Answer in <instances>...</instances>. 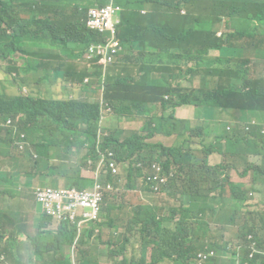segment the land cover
I'll list each match as a JSON object with an SVG mask.
<instances>
[{"label": "trees", "instance_id": "obj_1", "mask_svg": "<svg viewBox=\"0 0 264 264\" xmlns=\"http://www.w3.org/2000/svg\"><path fill=\"white\" fill-rule=\"evenodd\" d=\"M70 1L47 0L45 7L51 11H45L37 10L36 0H0V159L7 158L14 165L11 171H0V183L3 193L15 199L7 207L13 215L0 213V255L5 257L0 264H20L26 238L34 244V264H96L94 249L85 243L90 238L97 240V227H117V218L111 217L114 209L122 210L117 202L103 205L97 219L86 217V210L79 208L75 220L62 222L58 229L50 228L59 221L43 204L42 212L29 205L28 214H37L32 221L25 216V223L18 224V215L29 196L39 203L36 189L62 186L55 176L64 178L67 188L92 185L94 179H88L85 171L88 160L98 158L97 148L114 151L124 168L127 188L141 189L138 183L149 181L152 188L177 199L166 208L148 205L134 212L124 225L125 241L118 252L125 253L128 234L137 227L140 238L135 244L142 258L127 264H222L218 251L210 255L209 244L228 226L239 227L242 234H258L260 254L252 264H264V210L247 217L241 207L248 194L241 184L231 181L235 164L209 161L213 152L227 156L225 151L236 160H247L253 168V190L263 192L264 125L245 133L228 116L231 108L236 112L264 110V72L252 74L249 67L250 63L255 68L264 65V0H200L205 21L182 14L181 7L195 0H96L99 5H122L117 36L122 50L104 76L101 65L83 61V57L87 47L106 34L87 27L88 8L69 12ZM211 14L225 24V32L212 27ZM42 15L45 18L39 19ZM137 15L143 25L137 24ZM224 50H231L232 55H220ZM244 50L252 58L243 57ZM213 51L219 54L212 55ZM57 52L71 55L74 61L81 59L85 66L76 69L72 63H55L63 67L57 72L64 73L48 75L40 60ZM147 54L154 61L149 63ZM182 63L192 65L185 72H174ZM216 64L226 67L218 71ZM40 69L44 75L30 77ZM187 76L190 86L182 82ZM93 77L103 88L102 101L75 99L74 94L80 92L77 86H87L85 80ZM52 87L63 94H52ZM182 106L196 111V134L214 141L198 149L188 137L193 121H170ZM147 117L153 123L150 129L123 126L125 118L146 123ZM251 117L262 121L258 113L240 120ZM9 119L12 125L7 124ZM174 133L182 139L178 145L151 141L157 134ZM250 157H258L257 162ZM54 159L63 164H51ZM25 164L26 170H21ZM249 172L247 167L243 174ZM24 176L27 185V179L54 176L55 186L39 185L22 194L18 189ZM106 178L118 183L121 176L109 173ZM20 194L21 201L17 199ZM216 202L220 204L214 207Z\"/></svg>", "mask_w": 264, "mask_h": 264}, {"label": "rangeland", "instance_id": "obj_2", "mask_svg": "<svg viewBox=\"0 0 264 264\" xmlns=\"http://www.w3.org/2000/svg\"><path fill=\"white\" fill-rule=\"evenodd\" d=\"M197 5L200 6L199 9H197ZM182 14H191L192 19L199 18L201 21H205V9L204 5L200 0H195V1H189L187 2V6H182ZM191 10H190V9ZM212 23H213V28L217 29L219 33H222L223 31H226V26L225 24H220L214 14H211L208 18ZM218 51H213L212 55H218ZM222 56H231L232 51L231 50H224L221 52ZM203 56L207 57L208 54H204ZM243 57H249L252 58V53L248 50H244ZM38 59L40 57H37ZM147 61L150 63L154 61V58L151 56V54H147L146 57ZM40 60V59H39ZM43 63H45L44 59H41ZM184 61V60H183ZM78 62H82L81 59L78 60ZM3 63L2 60H0V65ZM192 64H184L182 63L179 67H176L175 65V70L174 72H178L179 70L182 71H187ZM41 67L44 68L45 73L48 75H52L51 72L49 71V67L43 64ZM226 65L223 64H216L214 66L215 69L218 71L222 70L225 68ZM249 67H251V73L254 74L255 70L258 72L263 71L264 72V65H259L258 67H253V65L250 63ZM44 75V71L42 69L36 71L35 74L30 75L31 78H38V76ZM53 78L49 80V82H52ZM184 83V86H190V80L189 76H187L184 80H182ZM92 83L91 86H88ZM199 83L198 79H195L193 81V85L197 86ZM66 84H68L66 82ZM85 85L83 87H78L80 91H84L82 93H75L74 98L79 99L82 97L88 98L92 102H98L102 101L103 97V88H101L98 85V81L96 78H91L88 82H85ZM1 89V88H0ZM44 91L47 92L46 88H43ZM72 91V89H70ZM52 91L55 95H62L63 93L61 92L60 88H53ZM183 108H188L190 106H182ZM182 107H180L182 109ZM193 108V107H192ZM195 111V110H194ZM232 114L238 118H244L246 115L251 114V113H258L260 116V119L264 121V110L260 111H238L236 112L234 109L231 108ZM196 115V111L194 112ZM170 113L169 111L167 112V116L169 117ZM171 122H177V117H176V112L174 113V116L171 117L170 119ZM198 123V120L196 119V116L193 119V128L192 132L190 131L188 133L189 140L194 143V147L200 149L203 148L205 144H209L211 140H205L203 137L198 136L196 134V128L195 125ZM153 125V123L149 120L147 117L146 123L145 120L143 119H137V120H129L125 119L123 121V126L125 129H150V127ZM104 127V126H103ZM103 130V129H102ZM104 131V130H103ZM148 132V131H146ZM151 141L155 142H162L163 144L167 146H174L178 143H180L181 139L178 135V133H174L171 135L167 134H157L154 138L151 139ZM14 143H16L14 141ZM228 158L225 159V157L219 156L218 152H214L209 156L210 162L212 164H218V163H231L235 164V167L231 170L230 176H231V181L234 183H239L241 184V190L246 192L248 194L249 199L244 203V205L241 207L243 212L246 214L247 217L254 215L257 213L259 210H264V187H262L263 192H257L253 190V168L250 165V163L247 160H236V158L232 155H230L227 151H225ZM86 151H83V154H85ZM258 157H251V161L257 162ZM82 162V161H81ZM74 162L73 161H67L66 164L72 165ZM51 164H56V165H62L63 162L60 161L59 159H54L51 160ZM13 162L10 161L7 158H1L0 159V171L2 172H8L13 170ZM247 167H250V172L248 174H243L245 172V169ZM21 170H26V164L22 165ZM87 171H85L86 174L90 175L91 177H94L95 175V170H93V165L86 167ZM116 176H121V179L118 181V187L116 190L107 197L105 201V206H107L108 202H118L122 206V210L119 208H116L112 211L111 217L112 218H117L116 225L117 227L110 226L109 224H104L102 227H97L96 232H95V238L97 240H94V238H90L87 240L85 245H87L89 248H93V258L94 262L96 264H125L124 262V255H127L129 259H134L138 260L140 259V254L138 252L139 245L135 244L136 241L140 238V233L138 228L136 227L135 231L133 234H128V237L130 239V242L128 243V247L125 250V253H119L118 249L119 246L125 241V237L123 236L125 234V227L124 225L130 221L134 215L135 211H143L146 206L151 205L153 207H159V208H166L169 205L173 204L176 202L177 199L170 197L169 195H156L152 193L145 185L141 183V181L138 183L141 189H127L126 185L128 183V180L125 177V172L124 168L121 164L120 166V174ZM58 180V185H62L61 187L66 188V180L64 178H60L58 176H55ZM54 176H48L47 178H41V177H36L32 180H28V184H26V177H22L19 181V186H21L19 190L20 193L24 194L25 192H32L34 189H36V186L39 185H50V186H55L54 183L52 182L53 179H55ZM67 189V188H66ZM4 191V185L0 183V208L2 207V201L1 199H5L3 202L5 206H3L0 209V212H5L9 214H13V210H10L7 208L9 204H15L14 200L12 197H10L7 193H3ZM228 191L231 192L232 188L229 186ZM22 194L17 196V199L20 201L23 199ZM39 203H37L33 196H29V205L33 206L37 212L40 211L42 207L41 201L37 200ZM227 203L234 204V202L228 200L226 201ZM8 203V205H7ZM223 203V202H222ZM220 203L216 202L213 203L212 205L215 207ZM104 206V207H105ZM27 208L26 205H24L21 208V211H24ZM32 209V207H29V210H27V217L29 216L31 221L33 220L34 216H37V214H32L28 212ZM166 209L164 210L165 213ZM18 216H21V212ZM105 221L100 222L104 223ZM25 223V221H24ZM60 224L58 223H52L50 228L51 229H58ZM207 225L205 224L204 228H206ZM90 228V227H89ZM88 229V228H86ZM85 229V230H86ZM84 235V233H83ZM229 240H234L237 239L238 236L235 232H231L229 234ZM22 260L24 263H27L28 261L31 262L30 264L33 263L34 259L31 258L32 256V251L34 249V244L31 239L26 238L23 243H22ZM137 250V253L135 256H133V251ZM151 250L148 252V259L150 261V253ZM76 255V252H74V256ZM20 264H23L20 262ZM43 264V263H42ZM51 264V263H50ZM76 264H78V261H76ZM170 264V263H169Z\"/></svg>", "mask_w": 264, "mask_h": 264}, {"label": "built area", "instance_id": "obj_3", "mask_svg": "<svg viewBox=\"0 0 264 264\" xmlns=\"http://www.w3.org/2000/svg\"><path fill=\"white\" fill-rule=\"evenodd\" d=\"M113 1V0H112ZM122 11V5L111 2L110 4L95 5L88 10L86 24L93 31L106 34V37L99 42H94L87 47L83 61L88 63L95 62L101 65V73L104 76L108 65L114 61V56L122 50L121 43L117 38L119 30L118 24L119 12ZM90 79H86L88 82ZM8 125H12V119L8 120ZM98 150V158L96 160L90 158L88 163L90 166L95 165L98 172L119 171L118 159L114 151ZM157 195H166V193L154 189L149 185V181L145 183ZM67 188V187H66ZM64 187H48L47 189L39 188L35 190L37 200L41 201L44 210L55 216L59 224L64 221H74L77 217L79 208H84L85 216L91 219H97L98 214L102 210L104 193L101 191L89 192L87 189ZM5 257L0 255V263Z\"/></svg>", "mask_w": 264, "mask_h": 264}, {"label": "clouds", "instance_id": "obj_4", "mask_svg": "<svg viewBox=\"0 0 264 264\" xmlns=\"http://www.w3.org/2000/svg\"><path fill=\"white\" fill-rule=\"evenodd\" d=\"M231 122L234 126L243 130L245 133H251L256 129H258L259 127H261L262 125H264V123L256 117H251L247 121H242L240 120V118L235 116L231 120ZM118 166H119V171L117 173H113V172L105 173L103 171L98 172L96 166L93 165V170H95V175L94 177L89 176L88 179H94V183L84 188L87 189L89 192H94V191L103 192L104 206L107 197L110 195V193L114 192L118 187V183L107 180L106 175L110 173L113 177H118L116 175L120 174L119 163ZM143 185H145L152 192V190L148 187V185H146L145 183ZM230 227L232 226H228L226 231L222 234H215L216 239L211 240L209 244L210 255H212L215 251H218L220 253L222 264H252L254 258L256 256H259L260 254V249L259 247H257L258 234L256 232H249L246 234H242L240 228L235 226L237 227L235 233L237 234L238 238L234 240H229L228 237L229 234L227 233L230 231L229 230ZM213 242H215L217 245L213 246L212 245Z\"/></svg>", "mask_w": 264, "mask_h": 264}, {"label": "crops", "instance_id": "obj_5", "mask_svg": "<svg viewBox=\"0 0 264 264\" xmlns=\"http://www.w3.org/2000/svg\"><path fill=\"white\" fill-rule=\"evenodd\" d=\"M98 2L96 1V0H72V1H70V8H69V12L70 11H73V10H75L77 7H79L81 10L83 9V8H88V9H90L91 7H93V6H95V5H99V4H97ZM36 4H37V10H45V11H51V8H48V7H45V5L47 4V0H36ZM49 4V3H48ZM45 18V16L44 15H42V16H39V19H44ZM86 20V19H85ZM136 22H137V24L138 25H143L144 24V21H143V19H142V17L141 16H136ZM60 55V56H59ZM44 60H45V65L46 66H48L49 67V71L51 72V74L54 76V75H56V74H60V73H64V72H57L58 70H61V69H63V67L62 68H58V67H56L54 64L55 63H60V64H62L63 66L65 65V64H67V63H72L74 66H75V68L76 69H78V68H81V67H84L85 65L84 64H82V63H80V62H78V61H74L73 59H72V56L71 55H69V54H63V53H61V52H57V53H54L53 55H47V56H45V58H44ZM67 70V68H65V71ZM78 89V88H77ZM79 91H80V89H78ZM84 91H80V93H83ZM176 117H177V119H179V120H184V121H193V119H194V117H195V111H194V108H192V107H188V108H183L182 107V109L180 108V107H178L177 109H176ZM231 120L235 117L233 114H232V111H230V114H229V116H228ZM126 119V118H125ZM132 121H134V120H132ZM203 123H204V121H203ZM181 139V138H180ZM209 140H211V141H214V139L213 138H208ZM207 139V140H208ZM182 140V139H181ZM181 142V141H180ZM179 144V143H178ZM178 144H176V145H178ZM214 153V152H213ZM219 153V156H221V157H225V159H227L228 158V156H226V155H223L222 153H220V152H218ZM211 155V154H210ZM250 160H251V157L249 158ZM209 161H210V159H209ZM211 163V162H210ZM212 164V163H211ZM219 164V163H218ZM263 191V190H262ZM5 199L3 198V199H1V201H2V207L3 206H5V204H4V201ZM109 203H116V202H109ZM119 206H121V204L120 203H117ZM7 205H8V203H7ZM12 206L13 204H9L8 206ZM24 205V203L22 204V206ZM7 206V207H8ZM26 206H27V208L24 210V211H21V216H19V221H18V224H23L24 223V221H25V216H27V210H29V203H26ZM1 207V208H2ZM0 208V209H1ZM2 210V209H1ZM43 211V209H42V207H41V212ZM1 213V212H0ZM11 215H13V214H11ZM230 231L227 233V234H230L231 232H235L236 230H237V227H235V226H232V227H230V229H229ZM21 246H23V245H21ZM139 252V254H140V259L142 258V254H141V250L140 251H138ZM136 253L137 252H133V256H135L136 255ZM137 261L136 259H134V257L132 258V259H129L128 257H127V255H125V258H124V262H125V264H127L128 262H131V261ZM139 260V259H138ZM19 261H21L23 264H30L31 262H27V263H24L23 262V260H22V250H21V259H19ZM34 262H35V260L33 261V263L32 264H34Z\"/></svg>", "mask_w": 264, "mask_h": 264}]
</instances>
